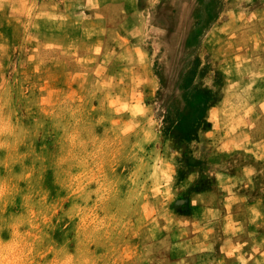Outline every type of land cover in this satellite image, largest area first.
I'll return each mask as SVG.
<instances>
[{
  "label": "rangeland",
  "instance_id": "obj_1",
  "mask_svg": "<svg viewBox=\"0 0 264 264\" xmlns=\"http://www.w3.org/2000/svg\"><path fill=\"white\" fill-rule=\"evenodd\" d=\"M0 45L30 100L95 94L155 137L170 195L126 258L264 264V0H0Z\"/></svg>",
  "mask_w": 264,
  "mask_h": 264
},
{
  "label": "clouds",
  "instance_id": "obj_2",
  "mask_svg": "<svg viewBox=\"0 0 264 264\" xmlns=\"http://www.w3.org/2000/svg\"><path fill=\"white\" fill-rule=\"evenodd\" d=\"M95 98L45 106L19 81L0 82V257L8 264H135L125 250L145 205L164 211L168 188L152 191L167 163L151 147L155 137L139 124L125 135L106 99L93 111Z\"/></svg>",
  "mask_w": 264,
  "mask_h": 264
}]
</instances>
